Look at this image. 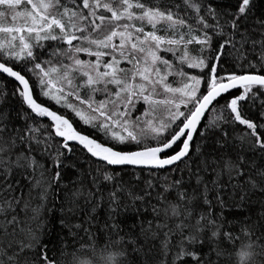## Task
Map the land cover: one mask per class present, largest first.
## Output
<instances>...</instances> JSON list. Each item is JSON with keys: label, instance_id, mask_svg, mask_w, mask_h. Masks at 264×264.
<instances>
[{"label": "snow or ice", "instance_id": "1", "mask_svg": "<svg viewBox=\"0 0 264 264\" xmlns=\"http://www.w3.org/2000/svg\"><path fill=\"white\" fill-rule=\"evenodd\" d=\"M260 5L0 0V264H264Z\"/></svg>", "mask_w": 264, "mask_h": 264}, {"label": "trees", "instance_id": "2", "mask_svg": "<svg viewBox=\"0 0 264 264\" xmlns=\"http://www.w3.org/2000/svg\"><path fill=\"white\" fill-rule=\"evenodd\" d=\"M260 6H264V0H261V5ZM9 88V92H11L12 89V85L9 84L8 85ZM259 211V205L257 204L256 206H254L251 210V216H252V221H257L258 220V216H257V212ZM249 213H245V215H248ZM100 215L101 217L103 216V210L100 211ZM130 222V221H129ZM261 223H264V221H261ZM232 231L236 234L239 235V239L236 241V247H239L243 242L246 241V237L240 233L239 231V227H233ZM257 235H259V232H257ZM100 243L102 244L103 241H100ZM229 250L232 252H235V248H233L231 245L229 246ZM233 264H235V257H233Z\"/></svg>", "mask_w": 264, "mask_h": 264}, {"label": "clouds", "instance_id": "3", "mask_svg": "<svg viewBox=\"0 0 264 264\" xmlns=\"http://www.w3.org/2000/svg\"><path fill=\"white\" fill-rule=\"evenodd\" d=\"M243 249H238L237 253L235 255V264H241V255L240 253L243 252ZM246 259V258H245Z\"/></svg>", "mask_w": 264, "mask_h": 264}]
</instances>
